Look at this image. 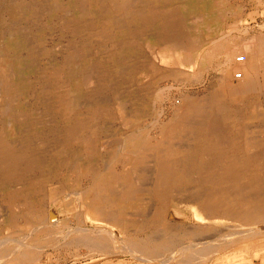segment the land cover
<instances>
[{
	"label": "rangeland",
	"instance_id": "1",
	"mask_svg": "<svg viewBox=\"0 0 264 264\" xmlns=\"http://www.w3.org/2000/svg\"><path fill=\"white\" fill-rule=\"evenodd\" d=\"M0 1L4 3L3 5L0 2L2 4L0 5V88H5L6 85H10L9 83L13 84V82V85L18 86L17 91L15 90L16 92H14L17 98L15 97V94H13V96L9 98L6 93L2 94L4 93V89L0 92V187L2 188H0V196H2V198L0 197V200H3L0 202V241L8 242L9 244V238L11 236L13 240L11 239L10 243H14L16 240H20L24 238L25 235H28L30 233V229L38 226V223H42V220L43 223L46 222V225H49L50 221L52 222V220L55 222V225L53 224L54 236L51 235L54 238L51 236L50 238H57L55 239L56 241L54 242L53 246H51L52 244L50 243H46L48 241L46 240L48 239V232L41 235L42 237L44 236V238L41 239L43 243L40 241H38L39 243H37L36 241L34 244L27 241V244L28 242L30 244L25 245L31 250L28 248L27 251L26 249L25 251L28 252V250H30V256L26 259L27 261H24V263L22 264H27V262L28 264H162L164 263V258L161 256H159V258L161 257V259L158 258L156 260L157 262L153 259H151L150 261V259H148V256L143 257L144 253L141 251H137L138 255H135V253H131L130 255V251L128 250V252L127 249H124V246L126 244L128 245L127 241L129 240H134L138 243H143L145 242V240L146 242H150L152 241V237L156 236V234H163L161 232V229L166 231L167 228H173V226V229L176 230H174L176 233V237L183 238V240H181L180 242V245L182 246L183 244L185 246L186 243L190 246L191 249L196 241H200V243L208 242L202 244L203 246L205 244V247H209V245L210 247L211 245L215 246L217 245V243L220 244L224 242L225 239H227L226 237H228L227 235L230 234L231 231L238 232L241 229L251 228L249 226L251 224H242V222L236 220V218L231 219L233 218V214L226 217L216 216L217 214H212L216 209V206H208V203L216 195L208 192V197L206 198L205 193H203L204 190L202 189H204L207 185L208 187H213V184L211 182L217 180L228 182L226 187H231L235 190V199L237 201L244 199V205L251 204L252 210L249 213L252 214L251 219L256 220V222L252 224H256L257 227L259 226V224L260 226L264 225V215L262 214V212L264 213V210L260 208L259 204L257 203L261 199H263L264 201V146H261V148L259 147L254 150L255 153H253V150L252 152L249 151L250 149L247 151L244 144L245 138H243L242 136L244 132H248L249 134H256L254 137H248V141H250V138L257 140V137H261L264 132V67L261 68V70L259 69V73L255 74L256 78L254 77V79L256 84L254 87L251 86V88H248L249 90H245L243 92L240 90L237 91V94L235 93V88H240L241 86L244 87V82L242 80L243 77H250L249 74L246 76L244 70L240 66L236 67L237 64H239L240 61V63L247 64L251 60H253L257 54V49L255 47L250 48L249 50H247L248 53H245L244 49L242 48L243 41L252 39V36L258 37L262 34V36H264V0H122V2L121 0H104V2L103 0H53V2L52 0ZM6 2L9 4H7ZM178 3L179 5H177ZM154 4L156 5L154 6ZM165 6L167 7L165 8ZM163 7L164 9H162ZM102 8H104L105 10H103ZM115 8L117 9V13ZM212 8H214L215 10ZM9 9L11 10L8 12ZM48 9L50 10L49 12ZM38 10L41 12H39ZM134 10H138L139 12ZM141 12H143V14ZM126 14L128 16H126ZM44 15L46 16V18ZM132 15L135 16L133 17ZM40 16L42 18H40ZM235 17L237 19H234ZM67 18L68 21L66 20ZM108 19H111L110 22ZM126 19L128 22L126 21ZM88 20L91 24H88ZM107 20L109 23L107 22ZM134 21L137 22L135 23ZM192 22L194 23L192 24ZM120 24L124 25H122L121 27ZM140 24L143 26H140ZM90 25L92 28L90 27ZM215 26H218L219 29ZM96 28H101V30H98L99 32H101V34L97 33ZM105 32L107 35L105 34ZM88 33L90 35H88ZM103 37H106L107 40ZM213 37L215 39H221L223 37L226 39L227 43L230 41L228 43V51L229 53L234 54V56L232 55L233 58L231 57V60L233 59L231 62V64L233 63V69L231 72V76L225 84L226 88H223V85L219 86V83L214 78L218 76V72H220L219 69L221 65L219 64L222 60L219 61V57H216L218 56V54H215L216 56H214L217 61L216 59H213V57L206 58L207 52L211 48V46H208V43L212 44L213 41L211 40H217H215ZM200 38L201 40H199ZM192 39L194 41H192ZM230 39L235 41H232ZM136 40L139 41L137 42ZM114 41L118 42V44ZM83 42L84 44H86L83 45ZM124 42L126 44H124ZM30 43L32 44V46ZM112 45L114 48L112 47ZM163 45L165 47H163ZM37 47L40 50L37 49ZM70 47H72L73 49ZM203 49H205L204 52ZM30 52L33 54L35 53L34 60L38 57L36 60L37 63H31V58L29 56L31 55ZM99 52H102L103 54ZM36 54H38V56ZM86 54L88 55L85 57ZM200 54L201 56L203 55V57H200ZM245 54L246 61H244ZM21 59L23 60L22 63H20ZM67 59H69L70 61L64 65L63 62H65ZM207 59L210 60L208 61ZM191 60L192 62L194 60V65ZM8 61L10 62L8 63ZM125 63L127 64L125 65ZM207 64H209L210 66ZM84 66L88 68L86 69ZM79 68L82 70L79 71ZM200 72L203 73L201 74ZM25 73L28 74L27 77V74ZM46 76L49 77L46 78ZM197 76H199L200 78H197ZM90 77H92L93 79ZM108 80H111V83ZM122 84L124 86H122ZM210 84H212L211 87ZM23 89L25 90L23 91ZM215 90L216 93L219 90L221 91V93L223 92L221 96V98L223 99L221 100L222 105L214 106V108L223 107V110L221 111L223 113H227V110L230 108H234L237 111V113L235 114V121L233 123L228 124L222 122L219 126V128L224 129V133H226L223 136L216 137V143H213L215 146L217 145V147L223 145V150L219 155L213 151L215 150V146L214 148H209V138H207L208 135L204 133L205 130H207V127H205L206 123H204L203 120H205V117L208 114L207 111L203 109V113L202 111L197 112L200 110L201 103L202 105H204L205 98H209L210 94H212V92H214ZM231 93H235V96L232 97ZM22 94H24V97L21 96ZM35 94L36 96H34ZM45 94L47 96H45ZM109 97L111 100H113H107V98ZM229 98L231 99L229 100ZM95 101L98 103H96ZM87 103H89L88 106ZM64 104L66 105L64 106ZM194 104L196 105L194 106ZM62 107L66 108L63 109ZM70 110L72 113L70 112ZM54 112L56 113V115ZM188 113L190 115H193V117L191 119V122L186 123L188 117L185 116H187ZM69 115L72 116L70 117ZM25 116H27L28 118ZM19 117L22 120H20ZM43 117L45 119H43ZM197 117H199L198 123L196 122ZM16 118L18 120H16ZM42 123L43 125H41ZM49 126H54L57 133L53 135L48 134L50 132ZM68 128L70 129L68 130ZM136 128L138 129L136 130ZM132 130H136V133ZM128 131H130L131 134H129L130 132ZM188 131L190 133V136L188 135L186 137L185 135ZM127 132L129 135H127ZM176 132L178 135L176 134ZM134 133L138 134L134 135ZM173 134L176 135L174 136ZM123 135L124 137H122ZM156 136L159 137L157 138ZM130 138L137 139L131 140L133 145L131 147L128 146L125 148L126 143L124 144V142H128ZM261 139L264 140V137H261ZM153 140L155 142H153ZM98 141L99 143L105 142V144L103 143V146L102 144H100L99 148ZM133 141L135 142L133 143ZM58 142L59 146H63L55 147L54 144L56 143L58 145ZM163 142L169 144V151H172L171 155L166 156V154L158 153V149L160 148L158 147V143H160L161 145ZM205 142L207 151H203L204 147L202 146V144L204 143L205 146ZM118 143H120L119 147ZM53 147L54 149H52ZM58 150L60 152H58ZM101 151L103 153H100ZM120 151L122 154L120 153ZM117 152L120 154H118ZM74 153H78L80 156H82L83 161L80 160L79 155L78 157H76L77 161L75 157L72 158ZM104 153L105 155H107L106 157L108 160H106ZM42 154L44 155V157ZM99 154L102 157H100ZM115 154L118 155L116 156ZM229 156L230 158H234V161H238V163L235 164V166H237L234 169L235 173L231 176H228L226 174V171H228V167L230 164V159H227ZM101 158H104L105 160L102 162L103 159ZM110 158H112L113 161ZM131 158L135 159L133 164L132 162H130L133 161V159ZM88 159L90 160L88 161ZM70 160L74 161L72 165H66L68 161L69 163L71 162ZM40 161L43 163H41ZM88 162L89 164L87 165ZM101 163H104V169L103 166H101ZM161 166L170 167L168 169H164V171L163 169H161ZM207 166L208 168H206ZM215 166H218L219 170H215L213 168ZM200 167H204L203 170L205 171H201ZM124 170L128 171L126 172ZM147 170L150 171L147 172ZM78 171L81 173H79ZM123 173L126 175V177ZM78 175H80V177ZM87 177L91 180H89ZM108 177L112 178V182L106 186L107 188H109L104 189L100 184H98L99 186H97V188L108 191L99 193V195L103 196V198L108 197L111 193L113 195H116L113 197L114 199L112 198V201H110L111 199L109 198H107L106 200L104 199L105 201L103 200V206L107 211H109L107 213H110L109 215L113 214V216L111 217L114 218L110 217L111 220H109L107 216H98V214L94 210L92 211V209H88L90 200H87L86 197L83 196L90 188H92L93 190L96 182H106V179ZM114 178L117 182L114 180ZM35 179H37L36 182ZM149 179L150 181H148ZM108 181L109 180H107V182ZM202 184H205V186H202ZM79 186L81 187L79 188ZM110 186L114 188V191L113 188H110ZM20 187L23 188L21 189ZM197 187L199 188L197 189ZM44 188L47 190H45ZM182 188H184L183 191H181ZM185 188H187L186 191ZM82 192L86 193L81 195ZM127 195L129 197H127ZM68 196H70V198ZM117 196H119V198ZM124 196L126 198H124ZM199 197H201L202 200H200ZM103 198L100 197L99 200ZM41 199L43 200V202ZM184 200L186 203L183 202ZM127 201L130 202L128 203ZM131 202L133 203V205L131 204ZM171 205L173 206L171 207ZM73 206H75L74 209ZM70 207H72V211ZM51 209L53 210L51 214H56V216H52L50 214V212L52 211ZM49 210L51 211L49 212ZM188 210L190 213L188 212ZM48 212L50 214V217ZM61 213H63L65 217ZM59 214L61 215L58 216ZM45 215L47 217H45ZM158 215L159 217H157ZM105 217H107V220L105 219ZM140 219H143L144 221L142 220L140 222ZM48 220L50 221L47 222ZM114 220H124L127 223H125L123 226H117L113 223ZM148 220L150 221L148 222ZM56 221L62 222L61 224L58 222L57 225ZM138 221L140 223L137 224ZM135 222L137 225L135 224ZM9 224L11 225L9 226ZM42 224H40L39 226H42ZM56 225L57 227L55 228ZM59 225L62 226L61 229L58 228ZM94 226L100 229H95ZM118 227H120V229ZM200 227L202 228V232L198 230L200 229ZM192 228H196V231L198 230L197 232L199 233L201 232L200 234L198 233V236L196 235L198 238L195 237V239L197 240H194V237L192 239V236L190 237V235H192L191 233L187 236V234H189V232L193 230ZM80 229H84L86 233L91 235L95 233L94 235L97 237H95L94 235H89V237H93L92 239L90 238L93 241L98 240L97 238L100 237L98 236V234H101L102 230L103 232L106 231V234H102H104L105 236H109H107L108 241L103 247L104 249L106 247L107 250L105 249V252L107 251V254L110 252L109 254L111 255H107L105 253L103 254L104 251L101 250L104 249L102 248H100L101 250L98 248H91V250L93 249V251L90 252V248L85 247L86 243H82L79 241L80 244H78V240H73L72 236L68 235L72 234L73 231ZM138 230L140 232H138ZM18 233H20L21 235ZM118 233L121 235H118ZM152 233H154L155 235H153ZM73 235L76 236L77 234L75 233ZM123 235L127 236L128 238H122ZM68 236H70L72 239H68ZM86 238H88V236H86ZM110 239H112V241ZM67 240L69 241L67 242ZM124 240L126 244L124 243L123 246ZM36 243L37 245L39 244L38 247H36ZM75 243H77V245ZM151 243L153 244V241L150 242V244ZM263 244L264 237L251 239L248 241L245 240L241 243H238L237 245L233 244L225 248H218V251L214 249L212 251H214L215 253H211L209 255L207 254L206 256L208 257H204L205 260L203 261H206L205 264H238L237 262H242V264H264ZM33 245L35 247L31 248L33 247ZM202 245L200 246L203 247ZM39 246L42 247L40 248ZM103 255L106 256L104 257ZM31 256L33 258H31ZM8 259L9 261L13 259V255ZM159 261H161V263ZM174 261H176L175 258ZM174 261L173 264H178ZM204 262L201 263L203 264Z\"/></svg>",
	"mask_w": 264,
	"mask_h": 264
},
{
	"label": "bare ground",
	"instance_id": "2",
	"mask_svg": "<svg viewBox=\"0 0 264 264\" xmlns=\"http://www.w3.org/2000/svg\"><path fill=\"white\" fill-rule=\"evenodd\" d=\"M6 1V0H5ZM45 1V0H44ZM44 1H42V2H44ZM126 1V0H125ZM136 1V0H135ZM173 1V0H172ZM1 2V1H0ZM9 2V1H8ZM52 2H53V0H52ZM95 2V1H94ZM103 2H104V0H103ZM102 2V3H103ZM112 2V1H111ZM121 2H122V0H121ZM155 2V1H154ZM160 2V1H159ZM2 3V2H1ZM0 3V5H4V3H2L1 4ZM7 3V2H6ZM17 3V2H16ZM108 3H110V2H108ZM133 3V2H132ZM169 3V2H168ZM7 4H9V3H7ZM96 4V3H95ZM115 4V3H114ZM122 4H124V3H122ZM135 4V3H134ZM164 4H166V3H164ZM182 4V3H181ZM24 5V4H23ZM107 5V4H106ZM156 4H154V6H155ZM159 5V4H158ZM177 5H179V3L177 4ZM176 5V6H177ZM214 5V4H213ZM212 5V6H213ZM221 5V4H220ZM59 6V5H58ZM65 6V5H64ZM103 6V5H102ZM147 6V5H146ZM151 6V5H150ZM170 6H172V5H170ZM37 7V6H36ZM44 7V6H43ZM66 7V6H65ZM107 7V6H106ZM131 7V6H130ZM162 7V6H161ZM167 6H165V8H166ZM183 7V6H182ZM182 7H181V9H182ZM45 8V7H44ZM136 8V7H135ZM148 8V7H147ZM177 8H179V7H177ZM12 9V8H11ZM11 9H9L8 10V12L11 10ZM30 9V8H29ZM80 9V8H79ZM100 9V8H99ZM103 10H105L104 8H102ZM116 9V8H115ZM130 9V8H129ZM129 9H127V10H129ZM137 9V8H136ZM159 9V8H158ZM162 9H164V7L162 8ZM212 9H214V8H212ZM32 10H33V8H32ZM42 10V9H41ZM133 10V9H132ZM141 10V9H140ZM215 10V9H214ZM7 11V10H6ZM28 11V10H27ZM39 11V10H38ZM50 10L48 9V12H49ZM57 11H59V10H57ZM98 11V10H97ZM134 11H138V10H134ZM142 11V10H141ZM146 11H147V9H146ZM218 11V10H217ZM24 12V11H23ZM39 12H41V11H39ZM54 12V11H53ZM61 12V11H60ZM111 12V11H110ZM139 12V11H138ZM145 12V11H144ZM212 12H213V10H212ZM35 13H36V11H35ZM65 13V12H64ZM116 13H117V9H116ZM136 13V12H135ZM142 14H143V12H141ZM195 13H196V10H195ZM224 13V12H223ZM39 14V13H38ZM63 14V13H62ZM81 14V13H80ZM101 14V13H100ZM112 14V13H111ZM124 14V13H123ZM154 14V13H153ZM7 15V14H6ZM48 15V14H47ZM58 15V14H57ZM57 15H55V16H57ZM66 15V14H65ZM64 15V16H65ZM72 15V14H71ZM76 15H78V14H76ZM82 15H83V12H82ZM88 15V14H87ZM97 15V14H96ZM103 15H105V14H103ZM151 15V14H150ZM159 15H161V14H159ZM234 15V14H233ZM232 15V16H233ZM45 16V15H44ZM91 16V15H90ZM126 16H128L127 14H126ZM133 16V15H132ZM135 16V15H134ZM133 16V17H134ZM153 16V15H152ZM196 16H198V15H196ZM204 16V15H203ZM222 16V15H221ZM37 17V16H36ZM62 17V16H61ZM86 17V16H85ZM124 17V16H123ZM122 17V18H123ZM142 17H143V15H142ZM149 17H151V16H149ZM25 18V17H24ZM40 18H42L41 16H40ZM45 18H46V16H45ZM57 18V17H56ZM66 18V17H65ZM65 18H63V19H65ZM87 18V17H86ZM90 18V17H89ZM116 18H118V17H116ZM159 18V17H158ZM201 18H202V16H201ZM7 19V18H6ZM37 19V18H36ZM35 19V20H36ZM60 19V18H59ZM62 19V18H61ZM136 19V18H135ZM152 19H153V17H152ZM234 19H237L236 17L234 18ZM41 20V19H40ZM58 20V19H57ZM67 21H68V18L66 19ZM101 20V19H100ZM103 20V19H102ZM109 20V19H108ZM108 20H107V22H108ZM111 20V19H110ZM110 20H109V22H110ZM112 20H113V18H112ZM114 20H115V17H114ZM134 20V19H133ZM201 20V19H200ZM199 20V21H200ZM25 21V20H24ZM31 21V20H30ZM30 21H29V23H30ZM55 21V20H54ZM82 21H84V20H82ZM90 21H93V20H90ZM126 21H127V19H126ZM131 21H132V19H131ZM141 21V20H140ZM2 22H3V20H2ZM35 22V21H34ZM75 22V21H74ZM88 22V24L90 23L89 22V20L87 21ZM95 22V21H94ZM102 22V21H101ZM108 22V23H109ZM122 22V21H121ZM120 22V23H121ZM128 22V21H127ZM126 22V23H127ZM135 23L137 22V21H134ZM155 22V21H154ZM191 22V21H190ZM238 22V21H237ZM5 23V22H4ZM51 23V22H50ZM62 23V22H61ZM72 23V22H71ZM80 23V22H79ZM86 23V22H85ZM125 23V22H124ZM150 23V22H149ZM153 23V22H152ZM162 23H164V22H162ZM194 22H192V24H193ZM201 23V22H200ZM43 24V23H42ZM49 24V23H48ZM56 24V23H55ZM59 24H60V22H59ZM91 24V23H90ZM134 24V23H133ZM132 24V25H133ZM151 24V23H150ZM199 24V23H198ZM202 24V23H201ZM38 25V24H37ZM47 25V24H46ZM52 25V24H51ZM70 25V24H69ZM76 25V24H75ZM74 25V26H75ZM99 25V24H98ZM109 25V24H108ZM121 25V24H120ZM122 25H124V24H122ZM122 25H121V27H122ZM148 25V24H147ZM146 25V26H147ZM194 25H196V24H194ZM233 25H235V24H233ZM30 26V25H29ZM77 26V25H76ZM114 26V25H113ZM140 26H143V25H141L140 24ZM197 26H199V25H197ZM207 26V25H206ZM37 27V26H36ZM90 27H91V25H90ZM89 27V28H90ZM100 27V26H99ZM120 27V26H119ZM127 27V26H126ZM134 27V26H133ZM144 27H145V25H144ZM194 27V26H193ZM196 27V26H195ZM215 27H218V26H215ZM214 27V28H215ZM32 28H34V27H32ZM71 28V27H70ZM85 28H86V26H85ZM92 28V27H91ZM124 28V27H123ZM130 28V27H129ZM136 28V27H135ZM188 28H190V27H188ZM199 28V27H198ZM209 28V27H208ZM207 28V29H208ZM211 28V27H210ZM31 29V28H30ZM49 29V28H48ZM97 29V28H96ZM101 30V28H98L96 31H97V33L98 34H101V32H99L98 30ZM112 29H114V28H112ZM111 29V30H112ZM116 29V28H115ZM206 29V30H207ZM218 29H219V27H218ZM51 30H53V29H51ZM56 30V29H55ZM54 30V31H55ZM74 30V29H73ZM72 30V31H73ZM84 30V29H83ZM109 30H110V27H109ZM123 30V29H122ZM139 30V29H138ZM141 30V29H140ZM191 30V29H190ZM197 30H199V29H197ZM204 30H205V28H204ZM34 31H36V30H34ZM39 31V30H38ZM75 31V30H74ZM93 31V30H92ZM116 31H118V30H116ZM128 31H132V30H128ZM217 31V30H216ZM40 32V31H39ZM109 32V31H108ZM139 32V31H138ZM146 32V31H145ZM207 32V31H206ZM218 32V31H217ZM259 32V31H258ZM34 33V32H33ZM53 33V32H52ZM72 33H74V32H72ZM90 33H93V32H90ZM137 33V32H136ZM195 33V32H194ZM211 33V32H210ZM209 33V34H210ZM215 33V32H214ZM214 33H213V35H214ZM224 33V32H223ZM40 34V33H39ZM96 34V33H95ZM105 34H106V32H105ZM117 34V33H116ZM128 34V33H127ZM139 34V33H138ZM143 34H144V32H143ZM199 34V33H198ZM208 34V35H209ZM226 34V33H225ZM73 35V34H72ZM88 35H90L89 33H88ZM94 35V34H93ZM107 35V34H106ZM129 35V34H128ZM201 35V34H200ZM206 35V34H205ZM227 35V34H226ZM263 35V34H262ZM258 36V37H254V36H252L253 38L252 39H249V40H246V41H243V43H242V48L244 49V51H245V53H248V51L247 50H249L250 48H253V47H255L256 49H257V54H256V56H255V58L253 59V60H251L249 63H240L239 62V64H237V66L236 67H238V66H240L243 70H244V73L246 74V76L249 74L250 75V77L248 78V77H243V84H244V87L243 86H241L240 88H235L236 89V94H237V91H245V90H249L248 88H251V86H255V79H254V77L256 76L255 74H257V73H259V69L261 70V68H263L264 67V36ZM66 36V35H65ZM97 36V35H96ZM131 36H132V34H131ZM136 36H137V34H136ZM193 36V35H192ZM192 36H190V37H192ZM221 36V35H220ZM225 36V35H224ZM223 36V37H224ZM72 37V36H71ZM84 37V36H83ZM92 37V36H91ZM100 37V36H99ZM134 37V36H133ZM139 37V36H138ZM138 37H137V39H138ZM204 37V36H203ZM217 37V36H216ZM219 38V39H215L214 37V39L216 40V41H214V40H211V41H213L212 42V44H210V43H208L209 45L208 46H211V48H210V50L207 52V55H206V58L207 57H213V59H216V58H214V56H216L215 54H218V56H216V57H219V61L220 60H222L221 61V63L219 64V65H221L220 66V72H218L219 74H218V76H216V77H214L216 80H217V82L219 83V86H222L223 85V88H226L225 87V84L227 83V80L229 79V77L231 76V72H232V64H231V62H232V60H231V57L233 58V56H234V54H231V53H229V51H228V43L230 42H228L227 43V41H226V39L225 38ZM234 37V36H233ZM244 37V36H243ZM32 38H33V36H32ZM103 38H106V37H103ZM199 38V37H198ZM210 38V37H209ZM212 38V37H211ZM230 38V37H229ZM26 39V38H25ZM69 39V38H68ZM67 39V40H68ZM124 39V38H123ZM158 39V38H157ZM194 39V38H193ZM192 39V41H194ZM61 40V39H60ZM74 40V39H73ZM102 40V39H101ZM105 40V39H104ZM106 40H107V38H106ZM110 40V39H109ZM149 40V39H148ZM199 40H201V38L199 39ZM203 40V39H202ZM207 40V39H206ZM230 40H232V39H230ZM66 41V40H65ZM93 41V40H92ZM137 42L139 41V40H136ZM147 41V40H146ZM232 41H235V40H232ZM237 41V40H236ZM37 42V41H36ZM39 42V41H38ZM74 42H76V41H74ZM82 42V41H81ZM115 42V41H114ZM126 42H128V41H126ZM191 42V41H190ZM202 42V41H201ZM207 42V41H206ZM209 42H210V40H209ZM102 43V42H101ZM115 43H117L118 44V42H115ZM146 43V42H145ZM237 43H239V42H237ZM236 43V44H237ZM31 44V43H30ZM29 44V45H30ZM40 44V43H39ZM62 44V43H61ZM86 44V43H85ZM84 44V42H83V45H85ZM95 44V43H94ZM98 44V43H97ZM104 44V43H103ZM111 44V43H110ZM120 44V43H119ZM124 44H126L125 42H124ZM193 44V43H192ZM244 44V45H243ZM67 45V44H66ZM121 45V44H120ZM165 45V44H164ZM163 45V47H165ZM31 46H32V44H31ZM71 46V45H70ZM73 46H74V44H73ZM77 46V45H76ZM80 46V45H79ZM92 46H93V44H92ZM92 46H90V47H92ZM162 46V45H161ZM199 46V45H198ZM207 46V47H208ZM57 47H58V45H57ZM63 47V46H62ZM85 47V46H84ZM95 47H97V46H95ZM112 47H113V45H112ZM162 47V48H163ZM31 48V47H30ZM35 48V47H34ZM70 48H72V47H70ZM76 48V47H75ZM114 48V47H113ZM204 48V47H203ZM37 49H39L38 47H37ZM73 49V48H72ZM108 49V48H107ZM195 49V48H194ZM202 49V48H201ZM40 50V49H39ZM62 50V49H61ZM98 50V49H97ZM196 50V49H195ZM204 50L205 49H203V52H204ZM28 51V50H27ZM37 51V50H36ZM83 51V50H82ZM162 51V50H161ZM202 51V50H201ZM200 51V52H201ZM33 52V51H32ZM34 52H35V50H34ZM78 52V51H77ZM102 52H104V51H102ZM102 52H99V53H102ZM166 52V51H165ZM169 52V51H168ZM184 52V51H183ZM187 52V51H186ZM199 52V53H200ZM202 52V53H203ZM28 53V52H27ZM31 53V52H30ZM37 53H39V52H37ZM61 53V52H60ZM82 53V52H81ZM106 53V52H105ZM24 54H25V52H24ZM35 54V53H34ZM34 54L33 53H31V55H29L30 56V58H31V63L32 64H35V62H36V60H37V58L34 60ZM73 54H74V52H73ZM103 54V53H102ZM167 54V53H166ZM206 54V53H205ZM16 55V54H15ZM15 55H12V56H15ZM21 55V54H20ZM37 56H38V54H36ZM88 54H86L85 55V57L87 56ZM90 55V54H89ZM116 55V54H115ZM233 55V56H232ZM241 55V54H240ZM24 56V55H23ZM66 56V55H65ZM78 56H80V55H78ZM198 56V55H197ZM17 57V56H16ZM72 57V56H71ZM76 57V56H75ZM103 57V56H102ZM107 57H109V56H107ZM164 57V56H163ZM170 57V56H169ZM179 57V56H178ZM180 57H181V55H180ZM200 57H203V55L201 56V54H200ZM199 57V58H200ZM4 58V57H3ZM198 58V59H199ZM244 58H245V60L244 61H246V54L244 55ZM6 59V58H5ZM99 59H101V58H99ZM102 59H104V58H102ZM177 59V58H176ZM195 59V58H194ZM28 60V59H27ZM74 60V59H73ZM131 60V59H130ZM208 60V59H207ZM206 60V61H207ZM210 60V59H209ZM208 60V61H209ZM1 61V60H0ZM22 59L20 60V63H22ZM65 61V60H64ZM70 60L69 59H67L65 62H63L64 63V65L65 64H67L68 62H69ZM216 61H217V59H216ZM243 61V60H242ZM7 62V61H6ZM6 62H4V63H6ZM10 61H8V63H9ZM102 62H103V60H102ZM105 62V61H104ZM129 62V61H128ZM191 62H192V60H191ZM193 62H194V60H193ZM192 62V63H193ZM37 63V62H36ZM98 63H100V62H98ZM181 63V62H180ZM198 63V62H197ZM206 63V62H205ZM209 63V62H208ZM219 63V62H218ZM73 64V63H72ZM106 64V63H105ZM127 63H125V65H126ZM211 64H212V62H211ZM111 65V64H110ZM193 65H194V63H193ZM197 65H199V64H197ZM207 65H209V64H207ZM1 66V65H0ZM8 66V65H7ZM11 66V65H10ZM18 66V65H17ZM20 66V65H19ZM196 66V65H195ZM210 66V65H209ZM234 66V67H235ZM5 67H6V65H5ZM85 67V66H84ZM83 67V68H84ZM91 67V66H90ZM105 67V66H104ZM109 67H111V66H109ZM205 67V66H204ZM217 67V66H216ZM223 67V68H222ZM86 69L88 68V67H85ZM19 69V68H18ZM104 69V68H103ZM205 69V68H204ZM203 69V70H204ZM0 70H1V68H0ZM80 70H82V69H80L79 68V71ZM85 70V69H84ZM109 70V69H108ZM183 70V69H182ZM44 71V70H43ZM86 71V70H85ZM90 71H91V69H90ZM104 71V70H103ZM135 71V70H134ZM153 71V70H152ZM218 71V70H217ZM1 72V71H0ZM174 72V71H173ZM172 72V73H173ZM3 73V72H2ZM21 73V72H20ZM81 73V72H80ZM151 73V72H150ZM171 73V74H172ZM175 73H176V71H175ZM199 73V72H198ZM197 73V74H198ZM201 73V72H200ZM203 73V72H202ZM201 73V74H202ZM15 74V73H14ZM22 74V73H21ZM25 74H27V73H25ZM40 74V73H39ZM106 74V73H105ZM109 74V73H108ZM126 74V73H125ZM145 74H147V73H145ZM111 75V74H110ZM193 75V74H192ZM200 75V74H199ZM4 76V75H3ZM28 76V74L26 75V77ZM35 76V75H34ZM51 76V75H50ZM89 76V75H88ZM101 76V75H100ZM99 76V77H100ZM112 76V75H111ZM116 76V75H115ZM23 77H24V75H23ZM47 77H49V76H46V78ZM52 77V76H51ZM54 77V76H53ZM75 77V76H74ZM98 77V76H97ZM119 77V76H118ZM172 77V76H171ZM199 76H197V78H198ZM210 77V76H209ZM242 77V76H241ZM240 77V78H241ZM78 78V77H77ZM90 78H92V77H90ZM89 78V79H90ZM109 78V77H108ZM116 78V77H115ZM122 78V77H121ZM120 78V79H121ZM200 78V77H199ZM213 78V79H214ZM256 78V77H255ZM1 79V78H0ZM14 79V78H13ZM27 79V78H26ZM75 79V78H74ZM88 79V80H89ZM93 79V78H92ZM96 79H98V78H96ZM117 79V78H116ZM10 80V79H9ZM16 80V79H15ZM22 80V79H21ZM29 80V79H28ZM33 80V79H32ZM37 80V79H36ZM30 81V80H29ZM51 81V80H50ZM104 81V80H103ZM102 81V82H103ZM109 81V80H108ZM111 81V80H110ZM109 81V82H110ZM117 81V80H116ZM128 81V80H127ZM8 82V81H7ZM16 82V81H15ZM32 82V81H31ZM4 83V82H3ZM111 83V82H110ZM7 84V83H6ZM10 85H6L5 86V88H0V92L4 89V93H2V94H5L6 93V95L8 96V98L9 97H11V96H13V94H15L14 92H16L17 91V88H18V86H16V85H13L14 84V82H13V84H11V83H9ZM55 84V83H54ZM53 84V85H54ZM213 84V83H212ZM212 84H210V87H211V85ZM217 84V83H216ZM87 85V84H86ZM86 85H85V87H86ZM98 85V84H97ZM102 85V84H101ZM109 85V84H108ZM241 85V84H240ZM263 85H264V83H263ZM21 86V85H20ZM78 86V85H77ZM93 86V85H92ZM92 86H91V88H92ZM122 86H124L123 84H122ZM99 87V86H98ZM105 87H107V86H105ZM209 87V88H210ZM124 88V87H123ZM214 88V87H213ZM260 88H261V83H260ZM29 89V88H28ZM33 89H35V88H33ZM59 89V88H58ZM86 89V88H85ZM122 89V88H121ZM211 89V88H210ZM16 90V91H15ZM25 89H23V91H24ZM30 90V89H29ZM28 90V91H29ZM53 90H54V88H53ZM82 90V89H81ZM99 90V89H98ZM107 90V89H106ZM117 90V89H116ZM262 90V89H261ZM22 91V92H23ZM27 91V92H28ZM38 91V90H37ZM84 91V90H83ZM121 91V90H120ZM127 91V90H126ZM143 91V90H142ZM250 91H251V89H250ZM77 92V91H76ZM210 92V91H209ZM229 92V91H228ZM232 92V91H231ZM18 93V92H17ZM32 93H33V91H32ZM39 93V92H38ZM101 93V92H100ZM123 93H125V92H123ZM144 93V92H143ZM206 93V92H205ZM223 93V92H222ZM222 93H221V91L219 90L217 93H216V90L214 91V92H212V94H210V97L209 98H205V102H204V105H202V103H201V105H200V110H199V108H198V110L199 111H197V112H200V111H202V113H203V109H205L206 111H207V116L205 117V120H203V122L204 123H206V126L205 127H207V130H205V132L204 133H206V135H208V137L207 138H209V148H214V144L213 143H216V141H215V138L216 137H218V136H223L224 134H226V133H224V129H220L219 128V126L221 125V123L223 122H225V123H228V124H231V123H233L234 121H235V114L237 113V111H236V109H234V108H230V109H226L227 111V113H223V112H221L222 110H223V107H221V108H219V107H217V108H214V106H219V105H222V103H221V100L223 99V98H221V96H222ZM235 93H231V96L232 97H234L235 96ZM1 94V95H2ZM37 94V93H36ZM36 94L34 95V96H36ZM78 94V93H77ZM95 94V93H94ZM93 94V95H94ZM111 94H112V92H111ZM145 94V93H144ZM229 94V93H228ZM24 94H22L21 96H23ZM30 95H32V94H30ZM73 95V94H72ZM71 95V96H72ZM74 95H75V93H74ZM82 95V94H81ZM109 95V94H108ZM107 95V96H108ZM7 96H6V98H7ZM45 96H47L46 94H45ZM147 96V95H146ZM207 96V95H206ZM5 97V96H4ZM15 97H16V94H15ZM24 97V96H23ZM28 97V96H27ZM42 97V96H41ZM49 97V96H48ZM47 97V98H48ZM78 97V96H77ZM86 97V96H85ZM90 97V96H89ZM101 97V96H100ZM230 97V96H229ZM17 98V97H16ZM46 98V99H47ZM106 98V97H105ZM104 98V99H105ZM116 98V97H115ZM203 98V97H202ZM238 98V97H237ZM35 99V98H34ZM43 99H44V97H43ZM45 99V100H46ZM66 99V98H65ZM69 99V98H68ZM103 99V100H104ZM108 99H110V97L109 98H107V100ZM185 99V98H184ZM231 98H229V100H230ZM245 99V98H244ZM86 100V99H85ZM89 100V99H88ZM111 100V99H110ZM113 100V99H112ZM111 100V101H112ZM148 100V99H147ZM187 100V99H186ZM203 100V99H202ZM201 100V101H202ZM8 101H10V100H8ZM68 101V100H67ZM70 101V100H69ZM91 101V100H90ZM97 101V100H96ZM95 101V102H96ZM121 101V100H120ZM255 101V100H254ZM253 101V102H254ZM29 102V101H28ZM33 102V101H32ZM43 102V101H42ZM47 102V101H46ZM100 102V101H99ZM110 102V101H109ZM184 102H185V100H184ZM236 102V101H235ZM2 103V102H1ZM23 103V102H22ZM69 103V102H68ZM68 103H66V104H68ZM81 103H82V101H81ZM96 103H98V102H96ZM183 103V102H182ZM190 103V102H189ZM195 103V102H194ZM20 104H21V102H20ZM26 104V103H25ZM50 104V103H49ZM55 104V103H54ZM66 104H64V106L66 105ZM88 104L89 103H87V106H88ZM94 104V103H93ZM181 104V103H180ZM231 104V103H230ZM255 104V103H254ZM16 105V104H15ZM40 105V104H39ZM196 104H194V106H195ZM37 106V105H36ZM41 106V105H40ZM63 106V107H64ZM128 106V105H127ZM188 106V105H187ZM27 107V106H26ZM42 107V106H41ZM62 107V108H63ZM70 107V106H69ZM93 107V106H92ZM52 108V107H51ZM66 108V107H65ZM65 108H63V109H65ZM109 108V107H108ZM119 108H120V105H119ZM135 109V108H134ZM14 110V109H13ZM67 110V109H66ZM118 110V109H117ZM194 110V109H193ZM120 111H122V110H120ZM235 111V112H234ZM261 111H262V109H261ZM20 112V111H19ZM26 112V111H25ZM43 112V111H42ZM70 112H71V110H70ZM180 112V111H179ZM196 112V113H197ZM234 112V113H233ZM15 113V112H14ZM17 113H18V111H17ZM22 113V112H21ZM37 113V112H36ZM45 113V112H44ZM55 113V112H54ZM72 113V112H71ZM120 113H122V112H120ZM135 113V112H134ZM176 113H177V111H176ZM187 113V112H186ZM260 113V112H259ZM0 114H1V111H0ZM26 114V113H25ZM61 114V113H60ZM131 114V113H130ZM194 114V113H193ZM201 114V113H200ZM247 114V113H246ZM251 114V113H250ZM253 114V113H252ZM255 114V113H254ZM258 114V113H257ZM16 115V114H15ZM55 115H56V113H55ZM79 115V114H78ZM87 115V114H86ZM85 115V116H86ZM248 115V114H247ZM264 115V114H263ZM70 116V115H69ZM72 116V115H71ZM70 116V117H71ZM73 116H74V114H73ZM198 116V115H197ZM256 116V115H255ZM262 116V115H261ZM25 117H27V116H25ZM59 117V116H58ZM185 117H188L187 118V121H186V123L187 122H191L192 120V117H193V115H190L189 113H188V115L187 116H185ZM249 117V116H248ZM254 117V116H253ZM252 117V118H253ZM260 117V116H259ZM263 117V116H262ZM28 118V117H27ZM55 118V117H54ZM69 118V117H68ZM127 118V117H126ZM255 118V117H254ZM19 119H20V117H19ZM25 119V118H24ZM43 119H45L44 117H43ZM83 119V118H82ZM174 119V118H173ZM203 119H204V116H203ZM16 120H18L17 118H16ZM20 120H22V119H20ZM40 120V119H39ZM125 120V119H124ZM171 120V119H170ZM244 120V119H243ZM1 121V120H0ZM88 121V120H87ZM172 121V120H171ZM29 122H31V121H29ZM45 122V121H44ZM59 122V121H58ZM169 122V121H168ZM196 122L198 123L199 122V117H197V119H196ZM253 122V121H252ZM2 123V122H1ZM78 123V122H77ZM185 123V124H186ZM202 123V122H201ZM26 124V123H25ZM51 124V123H50ZM108 124V123H107ZM168 124V123H167ZM166 124V125H167ZM1 125V124H0ZM7 125V124H6ZM41 125H43V123L41 124ZM81 125V124H80ZM79 125V126H80ZM162 125H164V124H162ZM172 125H173V122H172ZM179 125V124H178ZM183 125V124H182ZM3 126V125H2ZM38 126V125H37ZM48 126V125H47ZM82 126V125H81ZM200 126H201V124H200ZM77 127V126H76ZM161 127V126H160ZM171 127H174V126H171ZM143 128V127H142ZM198 128V127H197ZM33 129V128H32ZM41 129V128H40ZM70 128H68V130H69ZM138 128H136V130H137ZM166 129V128H165ZM178 129V128H177ZM181 129V128H180ZM184 129V128H183ZM187 129V128H186ZM2 130V129H1ZM27 130V129H26ZM49 130H50V132L48 133V134H51V135H53V134H56L57 133V131H56V128L54 127V126H49ZM65 130V129H64ZM80 130H82V129H80ZM135 130V131H136ZM139 130H140V128H139ZM168 130V129H167ZM182 130V129H181ZM185 130V129H184ZM191 130V129H190ZM194 130V129H193ZM19 131V130H18ZM40 131V130H39ZM76 131V130H75ZM133 132H135L134 130H132ZM164 131V130H163ZM200 131H201V129H200ZM199 131V132H200ZM203 131V130H202ZM2 132V131H1ZM10 132H12V131H10ZM66 132H67V129H66ZM128 132H130V131H128ZM128 132H127V135H129V134H131V132L128 134ZM144 132H145V129H144ZM147 132V131H146ZM196 132V131H195ZM15 133V132H14ZM17 133V132H16ZM28 133V132H27ZM94 133V132H93ZM136 133V132H135ZM134 133V135H137V134H135ZM164 133V132H163ZM34 134H36V133H34ZM83 134V133H82ZM92 134V133H91ZM133 134V133H132ZM176 134H177V132H176ZM175 134V135H176ZM38 135V134H37ZM44 135V134H43ZM61 135V134H60ZM108 135V134H107ZM125 135V134H124ZM124 135L122 136V137H124ZM144 135V134H143ZM142 135V136H143ZM174 135V134H173ZM174 135V136H175ZM178 135V134H177ZM190 136V133H189V131L188 132H186V137L187 136ZM199 135V134H198ZM256 134H249L248 132H244L243 134H242V136H243V138H245V142H244V144H245V148L247 149V151L249 150V151H251L252 152V150L254 151V150H256L257 148H261V146H264V140H262L261 139V137H264V132H263V134H262V136L261 137H257V140H255V139H251L250 138V141H248V137H254ZM24 136V135H23ZM32 136V135H31ZM160 136V135H159ZM158 136V137H159ZM183 136V135H182ZM197 136V135H196ZM195 136V137H196ZM19 137H20V135H19ZM60 137V136H59ZM92 137V136H91ZM116 137V136H115ZM139 137V136H138ZM150 137V136H149ZM157 137V136H156ZM157 137V138H158ZM177 137V136H176ZM180 137V136H179ZM33 138V137H32ZM37 138V137H36ZM49 138V137H48ZM94 138V137H93ZM121 138V137H120ZM146 138V137H145ZM156 138V139H157ZM193 138V137H192ZM197 138V137H196ZM21 139V138H20ZM30 139V138H29ZM58 139V138H57ZM134 139H137V138H133V139H131L130 138V140L128 141V142H124V144H125V148L126 147H128V146H132L133 144H132V141L131 140H134ZM59 140V139H58ZM93 140H95V139H93ZM98 140H99V138H98ZM112 140V139H111ZM120 140V139H119ZM126 140H128V139H126ZM43 141V140H42ZM42 141H38V142H42ZM103 141V140H102ZM107 141V140H106ZM121 141V140H120ZM124 141V140H123ZM122 141V142H123ZM136 141V140H135ZM135 141H133V143L135 142ZM142 141V140H141ZM161 141H162V139H161ZM190 141V140H189ZM24 142V141H23ZM52 142V141H51ZM50 142V143H51ZM55 142V141H54ZM109 142V141H108ZM153 142H155L154 140H153ZM169 142V141H168ZM171 142V141H170ZM185 142H187V141H185ZM196 142V141H195ZM212 142V143H211ZM29 143V142H28ZM98 143H99V141H98ZM104 144H105V142H103ZM103 143H99V148H100V144H102V146L104 145ZM139 143H141V142H139ZM49 144V143H48ZM61 144V143H60ZM79 144V143H78ZM77 144V145H78ZM82 144V143H81ZM119 144L120 143H118V147H119ZM159 144V146L158 147H160L159 149H158V153L159 154H166V156L167 155H171V153H172V151H169V149H170V147H169V144L168 143H162L161 145H160V143H158ZM187 144V143H186ZM27 145V144H26ZM43 145V144H42ZM46 145V144H45ZM52 145V144H51ZM55 145V147L57 146H59V142H58V145L55 143L54 144ZM106 145H107V143H106ZM140 145V144H139ZM178 145H181V144H178ZM28 146V145H27ZM63 146V145H62ZM62 146H59V147H62ZM75 146V145H74ZM95 146V145H94ZM101 146V147H102ZM115 146V145H114ZM116 146H117V144H116ZM141 146V145H140ZM192 146V145H191ZM202 146L204 147V150L203 151H207L206 150V142H205V146H204V143L202 144ZM36 147V146H35ZM71 147V146H70ZM78 147V146H77ZM93 147V146H92ZM97 147V146H96ZM117 147V148H118ZM177 148V147H176ZM38 149V148H37ZM50 149V148H49ZM52 149H54V147L52 148ZM60 149V148H59ZM62 149V148H61ZM64 149V148H63ZM123 149V148H122ZM215 150H213L215 153H217L218 155L222 152V150H223V145L222 146H220V147H217V145L215 146V148H214ZM42 150V149H41ZM69 150V149H68ZM82 150V149H81ZM89 150H90V148H89ZM101 150V149H100ZM118 150V149H117ZM138 150V149H137ZM172 150V149H171ZM178 150V149H177ZM184 150V149H183ZM186 150V149H185ZM62 151V150H61ZM70 151V150H69ZM182 151V150H181ZM246 151V150H245ZM29 152V151H28ZM39 152V151H38ZM42 152V151H41ZM46 152H47V150H46ZM50 152V151H49ZM58 152H60L59 150H58ZM97 152V151H96ZM95 152V153H96ZM125 152V151H124ZM129 152V151H128ZM137 152V151H136ZM183 152V151H182ZM181 152V153H182ZM229 152V151H228ZM250 152V153H251ZM55 153V152H54ZM87 153V152H86ZM89 153V152H88ZM100 153H103L102 151L100 152ZM118 153V152H117ZM120 153H121V151H120ZM120 153H118V154H120ZM175 153H176V151H175ZM174 153V154H175ZM178 153H180V152H178ZM188 153V152H187ZM253 153H255V151L253 152ZM261 153V152H260ZM108 154V153H107ZM117 154V155H118ZM122 154V153H121ZM262 154H263V152H262ZM43 155V154H42ZM75 155V156H74ZM74 155L72 156V158H74L75 157V159H76V161H77V158L76 157H78V153H74ZM82 155H84V154H82ZM101 155H103V154H101ZM104 155H105V153H104ZM116 155V154H115ZM116 155V156H117ZM126 155V154H125ZM157 155V154H156ZM41 156V155H40ZM68 156V155H67ZM92 156H94V155H92ZM99 156H100V154H99ZM107 155H105V157H106ZM114 156V155H113ZM128 156H129V154H128ZM263 156H264V154H263ZM42 157V156H41ZM43 157H44V155H43ZM48 157V156H47ZM65 157V156H64ZM63 157V158H64ZM69 157V156H68ZM79 157H80V160L81 161H83L82 160V156H80L79 155ZM100 157H102V156H100ZM99 157V158H100ZM115 157V156H114ZM114 157H112V158H114ZM135 157H136V155H135ZM157 157V156H156ZM54 158V157H53ZM91 158V157H90ZM93 158V157H92ZM112 158H110L112 161H113V159ZM125 158V157H124ZM40 159V158H39ZM48 159V158H47ZM67 159V158H66ZM70 159V158H69ZM75 159H73V160H75ZM101 159H103L102 160V162L105 160L104 158H101ZM131 159H133V158H131ZM139 159V158H138ZM148 159V158H147ZM172 159V158H171ZM230 162V164H229V167H228V171H226V174L228 175V176H231L232 174H234L235 173V171H234V169L237 167V166H235V164L236 163H238V161H234V158H230V156L227 158ZM90 159H88V161H89ZM106 160H108L107 159V157H106ZM134 160L135 159H133V161H130V162H132V164H133V162H134ZM142 160V159H141ZM160 160V159H159ZM238 160V159H237ZM41 161H42V159H41ZM40 161V162H41ZM50 161V160H49ZM67 161V160H66ZM71 162L69 163V161L66 163V165H68L69 164V166H71L72 165V163L74 162V161H72V160H70ZM110 161V160H109ZM124 161V160H123ZM161 161V160H160ZM47 162V161H46ZM111 162V161H110ZM146 162V161H145ZM156 162V161H155ZM41 163H43V162H41ZM48 163V162H47ZM51 163V162H50ZM112 163V162H111ZM115 163V162H114ZM61 164H63V163H61ZM85 164V163H84ZM89 164V162L87 163V165ZM102 164V163H101ZM107 164H109V163H107ZM106 164V165H107ZM216 164V163H215ZM218 164V163H217ZM65 165V164H64ZM82 165V164H81ZM93 165V164H92ZM104 165V163L101 165V166H103ZM143 165V164H142ZM147 165V164H146ZM97 166V165H96ZM108 166V165H107ZM129 166V165H128ZM47 167V166H46ZM93 167V166H92ZM135 167V166H134ZM150 167V166H149ZM149 167H147V168H149ZM170 166H161V169H168ZM62 168V167H61ZM125 168V167H124ZM201 168V171H205V170H203V168L204 167H200ZM206 168H208V166L206 167ZM215 170H219V167L218 166H215V167H213ZM221 168V167H220ZM44 169V168H43ZM63 169V168H62ZM77 169V168H76ZM80 169V168H79ZM89 169V168H88ZM95 169V168H94ZM103 169H104V166H103ZM112 169H114V168H112ZM133 169V168H132ZM222 169V168H221ZM78 170V169H77ZM86 170H87V168H86ZM91 170V169H90ZM111 170V169H110ZM109 170V171H110ZM175 170V169H174ZM258 170V169H257ZM42 171H44V170H42ZM74 171H76V170H74ZM81 171H82V169H81ZM89 171V170H88ZM94 171V170H93ZM124 171H126V170H124ZM128 171V170H127ZM126 171V172H127ZM150 171V170H149ZM148 170H147V172H149ZM165 171V170H164ZM64 172H65V170H64ZM73 172V171H72ZM79 172V171H78ZM146 172V171H145ZM75 173V172H74ZM79 173H81V172H79ZM92 173V172H91ZM100 173V172H99ZM108 173V172H107ZM133 173V172H132ZM151 173V172H150ZM208 173V172H207ZM94 174H96V173H94ZM106 174V173H105ZM116 174V173H115ZM124 174V173H123ZM130 174V173H129ZM225 174V175H226ZM108 175V174H107ZM119 175V174H118ZM125 175V174H124ZM134 175V174H133ZM77 176V175H76ZM79 177H80V175H78ZM81 176H83V175H81ZM95 176V175H94ZM84 177H86V176H84ZM83 177V178H84ZM97 177V176H96ZM113 177V176H112ZM116 177V176H115ZM121 177H122V175H121ZM125 177H126V175H125ZM131 177V176H130ZM70 178H71V175H70ZM88 178V177H87ZM86 178V179H87ZM101 178V177H100ZM119 178V177H118ZM148 178H149V176H148ZM211 178V177H210ZM89 179V178H88ZM111 177H108L107 179H106V182L105 181H101V182H96V184H95V186H94V188H93V190H92V188H90L88 191H86V192H82L81 193V195L82 194H84V193H86V194H84L83 196L84 197H86V199L87 200H90V202H89V208L88 209H92V211L94 210L97 214H98V216L100 215V216H107L108 217V219L109 220H111L110 219V217L111 216H113V214L112 215H109L107 212H109V211H107L106 209H105V207L103 206V203H104V201L107 199V198H109V199H111L110 201H112V198L114 197V196H116V195H113L112 193L108 196V197H105V198H103V196H100L99 195V193H101V192H108V191H106V190H101V188H97V186H99L98 184H100L104 189L106 188V189H108L106 186L108 185V184H110L112 181H111ZM132 179V178H131ZM39 180V179H38ZM89 180H91V179H89ZM100 180V179H99ZM107 180H109L108 182H107ZM114 180L116 181V179L114 178ZM118 180V179H117ZM37 181V179H35V182ZM75 181V180H74ZM95 181V180H94ZM122 181V180H121ZM126 181V180H125ZM148 181H150V179L148 180ZM147 181V182H148ZM117 182V181H116ZM119 182V181H118ZM92 183V182H91ZM114 183V182H113ZM212 184H213V187H208V185L207 186H205V184H207V183H205V184H202V186H205V188L204 189H202V190H204V192L203 193H205V197L207 198L208 197V192H211V193H213L214 195H216L209 203H208V206H216V209L214 210V212L212 213V214H217L216 216H223V217H226V216H228V215H232L233 214V218H231V219H234V218H236V220H238V221H241L242 222V224H245V223H248V224H251V225H249L251 228H246V229H241V230H239L238 232H236V231H231L230 232V234H228L227 236L228 237H226L227 239H225L224 240V242H222V243H220V244H218L217 243V245H215V246H213V245H211V247H210V245H209V247L208 246H206L205 247V244H204V246L202 245L203 243H208V242H203V243H200V241H196V243L195 244H193V246L191 247V249H190V246L189 245H187L186 243H185V246H184V244H183V246L182 245H180V242H181V240H183V238L181 239V238H177L176 237V233H175V229H173L174 228V226H173V228L172 227H169V228H167L166 229V231L165 230H163V229H161L162 231V233L163 234H161V233H159V235H157L155 232V234H156V236H153V235H155L154 233H152L153 235V237H152V241H153V244L151 243L150 244V242H152V241H150V242H146V240H145V242H143V241H141V242H143V243H138L137 241H134V240H129V241H127L128 242V245L125 243V240L123 241V246H124V243L126 244L125 246H124V249H127V251L130 253V255H131V253H135V255L137 254V251H141V252H143L144 254H143V257L144 256H148V259H150V261H151V259H153V260H157L158 258H159V256H161V257H163L164 258V263L165 264H173V261H174V258H175V260L176 261H174V262H176V263H178V264H200L201 262H204L203 260H205L204 259V257H208V256H206L207 254L209 255V254H211V253H215L214 251H212V250H217L218 251V248H225V247H227V246H231V245H233V244H238V243H241L242 241H248V240H251V239H256V238H260V237H264V225L263 226H260V224H259V226L257 227V225L256 224H252V223H255L256 222V220H252L251 219V217H252V214L251 213H249L252 209H251V204H245L244 205V199H241V200H238V201H240V202H238L236 199H235V195H236V193H235V190L233 189V188H231V187H226V185H227V183L228 182H222V181H219V180H217V181H212L211 182ZM210 183V184H211ZM36 184V183H35ZM89 184V183H88ZM118 184H120V183H118ZM128 184V183H127ZM146 184V183H145ZM196 184V183H195ZM232 184V183H231ZM80 185V184H79ZM122 185H123V183H122ZM64 186V185H63ZM140 186V185H139ZM138 186V187H139ZM195 186V185H194ZM200 186V185H199ZM7 187V186H6ZM42 187H45V186H42ZM81 186H79V188H80ZM116 187V186H115ZM1 188V187H0ZM21 188V187H20ZM23 188V187H22ZM21 188V189H22ZM36 188V187H35ZM61 188V187H60ZM110 188H113V187H111L110 186ZM118 188V187H117ZM199 187H197V189H198ZM2 189V188H1ZM9 189V188H8ZM16 189V188H15ZM15 189H13V190H15ZM20 189V190H21ZM38 189V188H37ZM45 189V188H44ZM62 189V188H61ZM70 189V188H69ZM85 189V188H84ZM121 189V188H120ZM141 189V188H140ZM139 189V190H140ZM143 189V188H142ZM183 189L184 188H182V190L181 191H183ZM186 189L187 188H185V191H186ZM45 190H47V189H45ZM110 190V189H109ZM42 191V190H41ZM51 191V190H50ZM72 191V190H71ZM113 191H114V188H113ZM120 191V190H119ZM179 191V190H178ZM192 191V190H191ZM7 192V191H6ZM11 192V191H10ZM17 192V191H16ZM26 192V191H25ZM39 192V191H38ZM64 192V191H63ZM67 192H68V190H67ZM123 192V191H122ZM173 192V191H172ZM202 192V191H201ZM28 193V192H27ZM41 193V192H40ZM140 193H141V191H140ZM189 193H191V192H189ZM193 193H194V191H193ZM18 194V193H17ZM29 194V193H28ZM80 194V193H79ZM105 194V193H104ZM109 194V193H108ZM124 194V193H123ZM122 194V195H123ZM126 194H128V193H126ZM166 194V193H165ZM168 194V193H167ZM171 194V193H170ZM179 194H181V193H179ZM179 194H177V195H179ZM188 194V193H187ZM186 194V195H187ZM6 195V194H5ZM80 195V196H81ZM119 195V194H118ZM131 195V194H130ZM132 195H133V192H132ZM177 195H175V196H177ZM41 196H42V194H41ZM47 196V195H46ZM71 196V195H70ZM70 196H68L69 198H70ZM74 196V195H73ZM79 196V195H78ZM82 196V197H83ZM144 196V195H143ZM166 196V195H165ZM172 196H173V194H172ZM179 196H181V195H179ZM1 198H2V196H0ZM14 197V196H13ZM100 197L101 198H103V199H101V200H99L100 199ZM118 198H119V196H117ZM127 197H129L128 195H127ZM132 197V196H131ZM164 197V196H163ZM184 197H188V196H184ZM202 197H203V195H202ZM21 198V197H20ZM64 198V197H63ZM74 198V197H73ZM89 198V199H88ZM124 198H126L125 196H124ZM135 198V197H134ZM144 198V197H143ZM168 198V197H167ZM8 199H9V197H8ZM38 199H39V196H38ZM105 199V200H104ZM114 199V198H113ZM136 199V198H135ZM185 199V198H184ZM194 199V198H193ZM196 199V198H195ZM199 199L200 200H202L201 199V197H199ZM42 200V199H41ZM77 200V199H76ZM75 200V201H76ZM80 200V199H79ZM104 200V201H103ZM163 200V199H162ZM177 200V199H176ZM191 200V199H190ZM206 200V199H205ZM247 200V199H246ZM1 201H3V200H0V202ZM10 201V200H9ZM78 201V200H77ZM103 201V202H102ZM118 201V200H117ZM133 201V200H132ZM181 201H182V199H181ZM20 202V201H19ZM42 202H43V200H42ZM55 202V201H54ZM58 202V201H57ZM63 202H64V200H63ZM66 202V201H65ZM102 202V203H101ZM119 202V201H118ZM117 202V203H118ZM128 202V201H127ZM130 202V201H129ZM128 202V203H129ZM146 202V201H145ZM158 202V201H157ZM161 202V201H160ZM159 202V203H160ZM183 202H185V200L183 201ZM189 202V201H188ZM191 202V201H190ZM10 203V202H9ZM13 203V202H12ZM15 203V202H14ZM61 203V202H60ZM122 203V202H121ZM136 203V202H135ZM186 203V202H185ZM199 203V202H198ZM258 204H259V206H260V208H262L263 210H264V201H263V199H261L260 201H258L257 202ZM43 204V203H42ZM57 204H59V203H57ZM56 204V205H57ZM70 204V203H69ZM123 204V203H122ZM131 204L133 205V203L131 202ZM140 204V203H139ZM169 204V203H168ZM124 205V204H123ZM126 205V204H125ZM149 205V204H148ZM181 205V204H180ZM198 205V204H197ZM8 206V205H7ZM60 206V205H59ZM70 206V205H69ZM105 206H107V205H105ZM131 206V205H130ZM138 206H141V205H138ZM165 206V205H164ZM173 205H171V207H172ZM195 206H196V204H195ZM32 207V206H31ZM68 207V206H67ZM66 207V208H67ZM160 207H161V205H160ZM159 207V208H160ZM13 208V207H12ZM12 208H11V211H12ZM53 208V207H52ZM69 208V207H68ZM71 208V211H72V207H70ZM75 208V206H73V209ZM122 208H124V207H122ZM126 208V207H125ZM169 208V207H168ZM178 208V207H177ZM196 208V207H195ZM37 209V208H36ZM136 209H138V208H136ZM140 209V208H139ZM188 209V208H187ZM16 210V209H15ZM40 210V209H39ZM47 210V209H46ZM52 210V209H51ZM51 210H49V212L51 211ZM70 210V209H69ZM142 210V209H141ZM140 210V211H141ZM154 210H155V208H154ZM164 210V209H163ZM54 211H55V209H54ZM128 211V210H127ZM134 211V210H133ZM165 211V210H164ZM184 211V210H183ZM191 211V210H190ZM24 212V211H23ZM27 212V211H26ZM31 212H32V210H31ZM49 212H48V214H49ZM53 212V210L50 212V214ZM64 212V211H63ZM159 212V211H158ZM157 212V213H158ZM188 212H189V210H188ZM187 212V213H188ZM7 213H9V212H7ZM42 213V212H41ZM44 213V212H43ZM82 213V212H81ZM155 213V212H154ZM190 213V212H189ZM24 214V213H23ZM28 214V213H27ZM50 214H49V217H50ZM55 214V213H54ZM58 214V213H57ZM62 215H63V213H61ZM61 214H59L58 216H60ZM127 214V213H126ZM152 214V213H151ZM262 214L264 215V213L262 212ZM52 216H56V214L55 215H53V214H51ZM72 215V214H71ZM164 215H166V214H164ZM9 216V215H8ZM33 216V215H32ZM39 216V215H38ZM64 217H65V215H63ZM124 216V215H123ZM149 216H151V215H149ZM155 216V215H154ZM2 217V216H1ZM17 217V216H16ZM29 217V216H28ZM37 217V216H36ZM45 217H47L46 215H45ZM62 217V216H61ZM107 217H105V219L107 220ZM157 217H159V215L157 216ZM156 217V218H157ZM32 218V217H31ZM44 218V217H43ZM54 218V217H53ZM101 218V217H100ZM111 218H114V217H111ZM141 218V217H140ZM163 218V217H162ZM9 219V218H8ZM34 219V218H33ZM119 219V218H118ZM133 219V218H132ZM137 219V218H136ZM16 220V219H15ZM45 220V219H44ZM64 220V219H63ZM143 220V219H142ZM141 219H140V222L142 221ZM147 220V219H146ZM31 221H33V220H31ZM50 220H48L47 222H49ZM135 221V220H134ZM144 221V220H143ZM150 220H148V222H149ZM152 221V220H151ZM200 221V220H199ZM205 221V220H204ZM53 222V223H52ZM52 222L50 221V224L48 225H46V222L45 223H43V220H42V223L40 222V224H42V226H39L40 224L38 223L37 225L38 226H35V224H34V228H32V229H30L29 230V234L28 235H25V236H27V237H25L24 235V238H22V239H20V240H16L14 243H10V241H11V239L13 240V238H9L10 240H9V244H8V242H2V241H0V264H22V263H24V261H27L26 259L30 256V250H28V252H26L27 251V246L25 245V244H27V241H29V242H31V243H34L35 244V242L37 241V243H39L38 241H40V242H42V240L41 239H43L44 238V236L42 237L41 235L42 234H44V233H46V232H48L47 234H48V236H47V238L48 239H46V240H48L46 243H50V244H52L51 246H53V244H54V242L56 241L55 239H57V238H55V239H53L54 237V235H53V233H54V225H55V222L52 220ZM60 224H61V222L60 221H58ZM58 222L56 221V224L58 225ZM109 222V221H108ZM129 222H130V220H129ZM128 222V223H129ZM131 222H132V220H131ZM139 221L137 222V224L138 223H140ZM213 222H215V221H213ZM228 222V221H227ZM11 223V222H10ZM22 223V222H21ZM30 223V222H29ZM52 223V224H51ZM66 223V222H65ZM113 223L114 224H116L117 226H120V225H124L125 223H127L126 221H124V220H121V221H119V220H114L113 221ZM123 223V224H122ZM134 223V222H133ZM159 223V222H158ZM166 223V222H165ZM203 223V222H202ZM54 224V225H53ZM130 224V223H129ZM135 224H136V222H135ZM136 224V225H137ZM150 224V223H149ZM167 224V223H166ZM165 224V225H166ZM204 224V223H203ZM207 224V223H206ZM210 224V223H209ZM11 224H9V226H10ZM45 225V226H44ZM57 225L55 226V228L57 227ZM68 225V224H67ZM115 225V226H116ZM142 225H143V223H142ZM148 225V224H147ZM161 225V224H160ZM256 225V226H255ZM262 225V224H261ZM2 226V225H1ZM80 226V225H79ZM140 226V225H139ZM163 226V225H162ZM168 226V225H167ZM189 226V225H188ZM206 226H208V225H206ZM210 226V225H209ZM61 225H59V227L58 228H60L61 229ZM64 227V226H63ZM78 227V226H77ZM95 227V226H94ZM141 227V226H140ZM149 227H150V225H149ZM155 227V226H154ZM232 227H234V226H232ZM235 227H236V225H235ZM24 228V227H23ZM30 228V227H29ZM67 228V227H66ZM70 228V227H69ZM119 229H120V227H118ZM126 228V227H125ZM136 228H137V226H136ZM139 228V227H138ZM142 228V227H141ZM230 228V227H229ZM228 228V229H229ZM240 228V227H239ZM63 229V228H62ZM72 229H73V227H72ZM95 229H100V228H96L95 227ZM143 229V228H142ZM148 229V228H147ZM151 229H154V228H151ZM189 229V228H188ZM193 229V228H192ZM198 229V228H197ZM201 227H200V229H198L199 231H201ZM227 229V230H228ZM231 229V228H230ZM156 230V229H155ZM175 230V231H174ZM197 230V231H198ZM209 230V229H208ZM235 230V229H234ZM56 231V230H55ZM58 231V230H57ZM98 231V230H97ZM137 231V230H136ZM158 231H159V229H158ZM196 231V228L195 229H193V230H191V232H189V234H187V236L188 235H190V233L192 234V235H190V237L193 239V237H194V240H197V239H195V237H197L198 236V233L199 232H197ZM16 232V231H15ZM20 232V231H19ZM59 232H60V230H59ZM63 232V231H62ZM106 232V231H105ZM105 232H103V230H102V232H101V234H98V236H100V237H98L97 239L98 240H96V241H93V240H91L93 237H89V235H91V234H88V233H86L85 232V230L84 229H80V230H75V231H73V233L72 232H70V233H72V234H68V235H70V236H72V238H73V240L75 239V240H78V244H80L79 243V241L80 242H82V243H86L87 244V246H86V244H85V247H88V248H90V252H92L93 251V249L91 250V248H94V249H100V248H102V249H104V247L103 246H105L106 245V243H107V241H108V237L107 236H109V235H107V236H105L104 234H106ZM126 232V231H125ZM135 232V231H134ZM138 232H140L139 230H138ZM153 232V231H152ZM197 232V233H196ZM202 232V231H201ZM200 232V233H201ZM57 233V232H56ZM65 233V232H64ZM77 234L76 236H74L73 234ZM102 233H104V234H102ZM111 233H113V232H111ZM137 233V232H136ZM150 233H151V231H150ZM158 233V232H157ZM182 233V232H181ZM199 233V234H200ZM9 234H10V232H9ZM18 234H20V233H18ZM58 234V233H57ZM66 234V233H65ZM93 234V233H92ZM95 234V233H94ZM93 234V235H94ZM97 234V233H96ZM130 234V233H129ZM21 235V234H20ZM51 235H53V236H51ZM59 235V234H58ZM93 235H91V236H93ZM118 235H121V234H119L118 233ZM131 235H133V234H131ZM136 235V234H135ZM140 235V234H139ZM143 235V234H142ZM146 235V234H145ZM151 235V234H150ZM178 235V234H177ZM182 235V234H181ZM184 235H185V233H184ZM197 235V236H196ZM230 235V236H229ZM2 236V235H1ZM15 236V235H14ZM50 236L51 237H53V238H50ZM70 236H68V239L69 238H71ZM86 236H88V238H86ZM95 236V235H94ZM147 236V235H146ZM145 236V237H146ZM46 237V236H45ZM95 237H97V236H95ZM94 237V238H95ZM115 237H116V235H115ZM114 237V238H115ZM125 238V237H127V236H122V238ZM132 237H134V236H132ZM179 237V236H178ZM186 237V236H185ZM201 237V236H200ZM17 238V237H16ZM71 238V239H72ZM91 238V239H90ZM109 238H111V237H109ZM128 238V237H127ZM136 238V237H135ZM198 238V237H197ZM70 239V240H71ZM96 239V238H95ZM116 239H117V237H116ZM132 239V238H131ZM134 239V238H133ZM203 239V238H202ZM45 240V239H44ZM43 240V241H44ZM111 241H112V239H110ZM123 240V239H122ZM126 240H128V239H126ZM138 240V239H137ZM141 240V239H140ZM144 240V239H143ZM150 240V239H149ZM199 240V239H198ZM201 240V239H200ZM222 240V239H221ZM220 240V241H221ZM4 241H5V239H4ZM8 241V240H7ZM69 240H67V242H68ZM116 241V240H115ZM204 241V240H203ZM207 241V240H206ZM218 241V240H217ZM263 241V240H262ZM28 242V244H30ZM45 242V241H44ZM117 242V241H116ZM37 243H36V247H38V245H37ZM43 243V242H42ZM109 243H110V241H109ZM118 243V242H117ZM263 243V242H262ZM27 244V245H28ZM65 244H66V242H65ZM76 245H77V243H75ZM189 244V243H188ZM47 245V244H46ZM49 245V244H48ZM83 245V244H82ZM115 245H117V244H115ZM119 245V244H118ZM200 245H202L203 247H201ZM208 245V244H207ZM264 245V244H263ZM32 246V245H31ZM44 246V245H43ZM74 246V245H73ZM81 246V245H80ZM84 246V245H83ZM107 246H108V244H107ZM122 246V245H121ZM260 246V245H259ZM35 246L33 245V247H31V248H34ZM40 247V246H39ZM42 247V246H41ZM40 247V248H41ZM110 247V246H109ZM112 247H114V246H112ZM119 248V247H118ZM25 249H26V251H25ZM37 249V248H36ZM105 249L107 250V248L105 247ZM105 249L104 250H101V251H104L103 252V254L105 253V254H107L106 252H105ZM38 250V249H37ZM42 250V249H41ZM109 250V249H108ZM226 250V249H225ZM238 251V250H237ZM117 252H118V250H117ZM234 252V251H233ZM38 253H39V251H38ZM100 253V252H99ZM110 253V252H109ZM107 254V255H111V254ZM230 253V252H229ZM239 253H241V252H239ZM34 254V253H33ZM101 254V253H100ZM217 254V253H216ZM215 254V255H216ZM231 254V253H230ZM13 255V259H11L10 261H9V257L10 256H12ZM96 255V254H95ZM97 255H98V253H97ZM114 255V254H113ZM134 255V254H133ZM138 255V254H137ZM141 255H142V253H141ZM104 257L106 256V255H103ZM177 256V257H176ZM37 257V256H36ZM161 257L159 258V259H161ZM210 257V256H209ZM236 257H238V256H236ZM257 257H258V254H257ZM31 258H33L32 256H31ZM35 258V257H34ZM147 258V257H146ZM254 258V257H253ZM261 258V257H260ZM36 259V258H35ZM233 259V258H232ZM30 260V259H29ZM37 260V259H36ZM147 260V259H146ZM234 260V259H233ZM264 260V259H263ZM149 261V260H148ZM149 261V262H150ZM237 261V260H236ZM157 262V261H156ZM155 262V263H156ZM160 263H161V261H159ZM158 262V263H159ZM206 262V261H205ZM205 262L203 263V264H205ZM219 262V261H218ZM228 262V261H227ZM164 263H162V264H164ZM238 264H242V262H237ZM27 264H28V262H27ZM202 264V263H201ZM213 264V263H212ZM223 264H229V263H223ZM231 264H235V263H231Z\"/></svg>",
	"mask_w": 264,
	"mask_h": 264
}]
</instances>
